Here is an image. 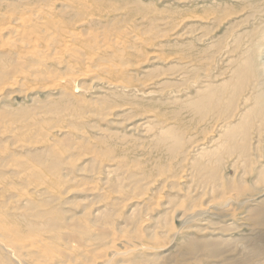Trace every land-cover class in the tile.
<instances>
[{
  "label": "rangeland",
  "instance_id": "obj_1",
  "mask_svg": "<svg viewBox=\"0 0 264 264\" xmlns=\"http://www.w3.org/2000/svg\"><path fill=\"white\" fill-rule=\"evenodd\" d=\"M0 29V264H264V0H0Z\"/></svg>",
  "mask_w": 264,
  "mask_h": 264
},
{
  "label": "bare ground",
  "instance_id": "obj_2",
  "mask_svg": "<svg viewBox=\"0 0 264 264\" xmlns=\"http://www.w3.org/2000/svg\"><path fill=\"white\" fill-rule=\"evenodd\" d=\"M39 13H40V12H39ZM41 15H42V14H41ZM38 19H39V18H38ZM20 21H21V20H19V22H16V20H15V21L12 23V28H13V27H14V28H17V26H19V24H20ZM26 21H28V20L26 19ZM24 23H25V22H24ZM8 24H9V23H8ZM22 25H23V24H22ZM6 26H7V25H6ZM9 26H10V25H9ZM20 26H21V25H20ZM20 26H19V27H20ZM22 27H23V26H22ZM5 28L8 29V28H10V27H8V28L5 27ZM5 28H1V29H5ZM1 29H0V33L3 31V30H1ZM20 29H21V28H20ZM13 30H14V29H13ZM16 31H21V30H17V29H16ZM16 31H15V32H16ZM17 33H18V32H17ZM0 35H1V34H0ZM2 35H3V34H2ZM18 35H19V34H18ZM73 36H74V35H72V37H73ZM75 36H77V35H75ZM75 36H74V37H75ZM69 37L71 38V35H70ZM74 37H73V38H74ZM80 40H81V39H80ZM64 41H65V40H64ZM67 41H68V40H67ZM75 42H76V41H75ZM114 42H115V41H114ZM116 43H117V42H116ZM116 43H114V44H116ZM74 51H75V50H74ZM61 52H62V50H61ZM64 52H66V51H64ZM67 52H68V51H67ZM255 69H256V68H255ZM91 71H92V70H91ZM10 77H11V76H10ZM8 78H9V77H8ZM13 78H14V77H12V79H13ZM14 79H15V78H14ZM58 79H59V78H58ZM239 79H240V78H239ZM244 79H245V78H244ZM244 79H243V80H244ZM9 80H10V79H9ZM245 81H246V80H245ZM257 81H258V80H257ZM10 83H11V82H10ZM14 83H15V82H13V84H14ZM246 83H247V82H246ZM247 84H248V83H247ZM15 85H16V84H14L13 87H14ZM5 86H7V85H5ZM10 87H11V86H10ZM13 87H12V88H13ZM230 88H231V87H230ZM232 88H233V87H232ZM239 88H240V87H239ZM0 90H1V88H0ZM1 91H2V90H1ZM232 91H233V89H232ZM233 94H234V93H233ZM231 95H232V93H231ZM230 97H232V96H230ZM216 98H217V97H216ZM215 101H216V100H215ZM257 102H258V101H257ZM255 104H256V103H255ZM257 104H258V103H257ZM257 104H256V105H257ZM261 109H262V108H261ZM259 112H260V111H259ZM259 116H260V115H259ZM248 120H249V119H248ZM225 124H226V123H225ZM225 124H224V125H225ZM222 126H223V125H222ZM225 126H226V125H225ZM222 128H223V127H222ZM243 132H244V131H243ZM234 136H236V134H235ZM234 136H233V137H234ZM242 136H243V135H242ZM228 141H229V140H228ZM230 143H231V142H230ZM230 146H231V145H230ZM235 154H236V153H235ZM233 156H235V155L233 154ZM230 157H231V156H230ZM237 158H238V157H237ZM226 198H227V197H226ZM237 200H239V199H237L236 196H235V197L231 196L230 198L225 199V200H223L222 202H218L219 200H217V201H216V207L219 208V209H227V208L229 207L230 204H234ZM212 204H213V203H212ZM208 206H210V205H208ZM212 208H213V207H212ZM188 211H190V210H188ZM202 212H204V211H202ZM202 212H201L200 214H202ZM206 213H207V212H206ZM209 213H210V212H209ZM193 214H194V213H192V211H191V213H189V212H185V214H184L183 216L186 217V218H187V217L189 218V217L192 216ZM203 214H204V213H203ZM205 216H206V215H205ZM207 216H208V215H207ZM203 218H204V217H203ZM99 227H100V226H99ZM109 228H110V227H109ZM104 229H105V228H104ZM104 229L101 228V230H104ZM99 230H100V229H99ZM105 230H106V229H105ZM110 230H111V229H110ZM111 231H112V230H111ZM104 232H105V231H104ZM113 233H114V232H113ZM112 235H113V234H112ZM122 235H123V234H122ZM127 235H128V234H127ZM36 236H37V235H36ZM113 236H115V234H114ZM113 236H112V237H113ZM116 236H118V235H116ZM116 236H115V237H116ZM125 236H126V235H125ZM34 237H35V236H34ZM37 237H38V236H37ZM29 238H30V237H29ZM38 238H39V237H38ZM123 238H124V237H123ZM32 239L35 240L34 238H32ZM112 239H113V238H112ZM126 239H127V238H126ZM126 239H124V240H126ZM33 240H32V241H29V243H30V242H31V243H35V241L33 242ZM37 240H38V239H37ZM110 240H111V239H110ZM122 240H123V239H122ZM132 240H133V239H132ZM2 241H3V239L1 240V242H2ZM9 242H10V241H9ZM9 242L7 241L6 243H9ZM12 242H13V241H12ZM12 242H10V243H11V246H14V245H15L16 248H17V247H20L19 245L17 246V244H14V243H12ZM15 242H17V241H15ZM25 242H26V240H25ZM25 242H24V245L22 244L23 247L21 246V247H22V248H21L22 250L20 249V250H21V253L23 252L24 249H27V247H29L30 244H31V243H30L29 245L27 244V245H28V246H27V245H25V244H26ZM37 242H38V241H37ZM37 242H36V243H37ZM120 242H121V241H120ZM6 243H5V244H6ZM27 243H28V242H27ZM110 243H111V242H110ZM113 243H114V242H113ZM113 243H111L110 246H112ZM122 243H123V242H122ZM125 243H126V242H125ZM128 243H129V242H128ZM12 244H13V245H12ZM18 244H19V243H18ZM129 244H130V243H129ZM31 245H33V244H31ZM34 245H35V247H34V246H33V247L36 248V245H38V244H34ZM86 245H87V244H86ZM88 245H89V244H88ZM114 245H115V243H114ZM24 246H26V247L24 248ZM90 246H91V245H90ZM90 246H89V247H90ZM115 246H116V245H115ZM3 247H4V246H3ZM5 247H6V246H5ZM9 247H10V246H9ZM33 247H31V248H33ZM73 247H74V246H73ZM135 247H136V246H135ZM135 247H134V248H135ZM16 248H15V249H16ZM29 248H30V247H29ZM31 248L29 249V251H32ZM34 248H33V249H34ZM78 248H79V247H78ZM84 248H85V247H84ZM90 248H91V247H90ZM112 248H113V246H112ZM116 248H117V247H116ZM10 249H11V248H10ZM108 249H109V248H108ZM117 249H118V248H117ZM135 249H136V248H135ZM13 250H14V249H13ZM16 250H17V249H16ZM18 250H19V248H18ZM20 250H19V252H20ZM6 251H7V250H6ZM29 251H28V252H29ZM75 251H76V250H75ZM109 251H110V250H109ZM109 251H108V254H109ZM113 251H114L115 254H117V252H115L114 249H113ZM131 251H132V250H131ZM15 252H16V251L14 250V253H15ZM99 252H100V251H99ZM102 252H103V251H102ZM128 252H130V249L128 250ZM136 252H137V251H136ZM104 253H105V252L102 253L103 256H104ZM110 253H111V252H110ZM118 253H119V252H118ZM125 253H126V252H125ZM130 253H131V252H130ZM108 254H107V255H108ZM111 254H113V253H111ZM123 254H124V253H121V252L119 253V255H123ZM113 255H114V254H113ZM113 255H112V256H113ZM117 255H118V254H117ZM124 255H125V254H124ZM124 255H123V256H124ZM95 256H96V255H95ZM99 256H100V255H99ZM99 256H98V257H99ZM105 256H106V254H105ZM108 256H109V255H108ZM108 256H107V257H108ZM127 256H128V255H127ZM20 257H21V255H20ZM98 257H97V258H98ZM118 257H119V256H118ZM102 260H103V259H102ZM47 261H48V260H47ZM96 263H97V262H96Z\"/></svg>",
  "mask_w": 264,
  "mask_h": 264
}]
</instances>
